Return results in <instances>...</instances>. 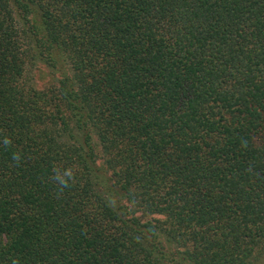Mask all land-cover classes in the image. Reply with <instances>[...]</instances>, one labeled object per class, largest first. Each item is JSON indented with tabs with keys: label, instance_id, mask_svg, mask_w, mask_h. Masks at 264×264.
Wrapping results in <instances>:
<instances>
[{
	"label": "trees",
	"instance_id": "trees-1",
	"mask_svg": "<svg viewBox=\"0 0 264 264\" xmlns=\"http://www.w3.org/2000/svg\"><path fill=\"white\" fill-rule=\"evenodd\" d=\"M263 257L264 0H0V264Z\"/></svg>",
	"mask_w": 264,
	"mask_h": 264
},
{
	"label": "rangeland",
	"instance_id": "rangeland-1",
	"mask_svg": "<svg viewBox=\"0 0 264 264\" xmlns=\"http://www.w3.org/2000/svg\"><path fill=\"white\" fill-rule=\"evenodd\" d=\"M32 83L38 90H43L48 86L57 83L59 76L54 74L46 65L42 63H36L31 67V71L28 74ZM256 264H264V257Z\"/></svg>",
	"mask_w": 264,
	"mask_h": 264
},
{
	"label": "clouds",
	"instance_id": "clouds-1",
	"mask_svg": "<svg viewBox=\"0 0 264 264\" xmlns=\"http://www.w3.org/2000/svg\"><path fill=\"white\" fill-rule=\"evenodd\" d=\"M12 143L11 139L9 137H4L3 139V144L5 147L10 146ZM12 160L14 162H16L17 164L20 163L21 161V153L20 152H14L12 154ZM65 176H70L71 175V170H66L64 173ZM56 179L59 180V183L63 186V188H67L68 187V183L66 180H64L63 178L56 176ZM13 264H15V262H13Z\"/></svg>",
	"mask_w": 264,
	"mask_h": 264
}]
</instances>
